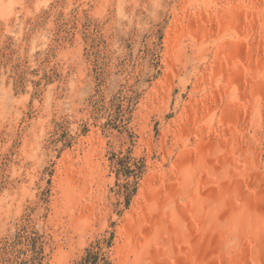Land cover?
<instances>
[{"label":"rangeland","instance_id":"1","mask_svg":"<svg viewBox=\"0 0 264 264\" xmlns=\"http://www.w3.org/2000/svg\"><path fill=\"white\" fill-rule=\"evenodd\" d=\"M44 1L0 0V264H136L125 218L143 187L169 211L211 181L213 200L230 193L227 177L264 213L243 181L264 177V49L235 47L264 34V0L241 17L215 15L230 0Z\"/></svg>","mask_w":264,"mask_h":264},{"label":"bare ground","instance_id":"2","mask_svg":"<svg viewBox=\"0 0 264 264\" xmlns=\"http://www.w3.org/2000/svg\"><path fill=\"white\" fill-rule=\"evenodd\" d=\"M155 3L156 2H154V4ZM227 3H221L222 4L220 6L221 10H217L215 15L220 14L222 11L224 12L227 6H231V3L233 5L235 4V7H238L236 9L233 8L235 9L233 12H236V11L241 12L242 9L244 11V9H247L249 7L248 4L247 6L244 7L243 4L245 3L241 0H234V1L230 0L229 2L227 1ZM44 5H46L45 1L42 2L41 0V2L39 3V6H44ZM4 7H1V8H4ZM7 7L9 6H6L5 9ZM156 8L158 7L156 6ZM239 12H238L239 16L238 15L237 16L241 17V13ZM244 12H245L244 14H246L247 10ZM231 14L232 13H230V15ZM246 16L247 15L245 16L242 15V17H246ZM248 16H251V15H248ZM240 20L241 18L239 19V21ZM206 21L208 22V19ZM237 23L238 22H236L235 24H231L229 26H231L232 28ZM224 29H228V27L226 26ZM259 30L262 31L263 28L260 27ZM256 33H259V32H256ZM226 36H227L226 33H224V36L223 34L220 35L221 40L223 39V37L225 38V43L222 47L223 50L227 49L228 44L233 39V37H229L231 39L227 40ZM255 36H258L256 37V41H254L255 39L253 40ZM235 38L239 39L237 40L238 42H236L237 44V46H235L236 49H239L242 44H244V46L246 45L245 47H251V44H253V42L257 43L258 40L260 41H258L259 44L256 46H259L260 49H264V45H261V43L262 44L264 43V34L261 35V34L253 33L248 38V36L243 37L236 32ZM252 48H255V46H253ZM221 52L222 51L220 50L219 53ZM196 54L197 56L201 55L200 49H196ZM191 104L192 102H189V104L187 105L191 106ZM258 114L261 115V107L258 108ZM203 133L204 132H202L201 134ZM189 153H190L189 156H192V155H194V157L197 156L196 152L193 153L189 151ZM187 155L188 154H186L185 152H182V153L180 152V154H178L177 157L178 159L184 160V158ZM257 160H259V158H257ZM194 166L195 164H193V167ZM241 167L242 165L240 166V169ZM253 168L255 167L253 166ZM248 172H249V169H248ZM258 173H259V169L257 167L256 173H250L251 176L247 174L246 177L243 178V181H245V184H247L246 182L249 181V182H252L251 184L255 186H259L256 188H260L261 186L264 187V177H260ZM224 179H225L224 183L226 182L225 186L227 187L223 188V190L228 189L230 190V193H225V194L221 193V195L216 196L218 197L216 201L213 200L212 191L218 187H217V183L211 181L210 186L208 185L206 187V186L201 185L202 190L207 191L205 195L201 193L200 189L194 190L192 194L193 198L188 200V202L191 201V204H192L191 206L183 207L182 205H179L178 202L175 200L174 202L176 203V206L174 208H171L169 211H166V208L169 207L168 204H166L163 209L162 207H159L158 209L156 207L154 209H151V206L153 205L155 201H151V202L148 201L146 187H143L139 193V196L141 197V201L144 200L143 204L145 206H141L142 205L141 204L140 211H138L139 213L133 216L134 215L133 214L134 211H133L131 214L129 213L130 216L126 215V218H125L127 223H128V220H129V223H132V222L136 223V221L140 220V226H138V224L136 225L139 228L138 231L134 232V234L130 236H127V233H125V239H124V243L125 245H127V248L133 247L132 249L133 251H131V254L134 255L136 259L135 260L136 264H264V220H263L264 213L262 212L263 210L261 211L260 209H258L257 211L255 210V213L253 214V216H250L251 211L248 210L249 207H247V205L250 206L251 202L253 201L250 202L249 199H252V198L248 199V197L250 196L247 197L246 194L250 195L248 193L252 192L253 188H250V190L252 191L246 192L243 190L246 193L240 192V194L244 193V195L247 197L246 202L248 201L250 204H247L246 202H243V201L236 202V199H235L236 198L235 197L236 188H235L234 182L231 181V179L227 177H225ZM176 180H179V178H176ZM190 183H191V180H190ZM206 183L208 184V182ZM258 183L259 185H256ZM201 184H204V183H201ZM198 187H200V185H198L197 188ZM241 187L243 186L241 185ZM244 187H247V186H244ZM212 188L214 189L212 190ZM239 189H240L239 191H241V188ZM259 197L261 198V196ZM141 201L139 200V202ZM207 201L208 202L211 201L210 202L211 206H207ZM260 203L261 205H264V199ZM181 214L186 215L183 222L181 224L174 222L173 226L170 227L169 232L167 233V237H162L160 241H156V242L150 241V243H149V240L151 238L148 239L147 235H146L147 238H145V233L148 232L149 230L150 231L159 230V227L161 226L160 224L162 223L165 215H167L170 218H173V217L176 218L177 216ZM127 229L124 231H128ZM132 232L133 231H131V233ZM141 238H144L145 241L140 242ZM177 240H181V241L179 243H175ZM124 248L125 246L123 247V249H121V253L123 252V250H125ZM168 249H171L173 251L172 257L170 258L168 255V251H169ZM127 252H124V253L127 254ZM126 256L127 257H125L124 255L122 256L123 260L126 259V262L124 261V264L129 262L127 259L129 255L127 254Z\"/></svg>","mask_w":264,"mask_h":264},{"label":"trees","instance_id":"3","mask_svg":"<svg viewBox=\"0 0 264 264\" xmlns=\"http://www.w3.org/2000/svg\"><path fill=\"white\" fill-rule=\"evenodd\" d=\"M97 256L95 255L94 257H93V259H95ZM88 262H91V261H88ZM90 264V263H89Z\"/></svg>","mask_w":264,"mask_h":264}]
</instances>
